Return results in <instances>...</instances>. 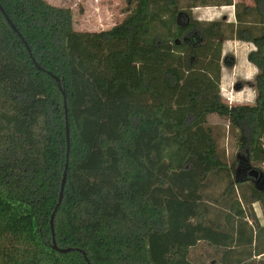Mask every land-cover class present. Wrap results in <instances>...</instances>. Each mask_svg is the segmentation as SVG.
<instances>
[{
    "label": "trees",
    "instance_id": "obj_1",
    "mask_svg": "<svg viewBox=\"0 0 264 264\" xmlns=\"http://www.w3.org/2000/svg\"><path fill=\"white\" fill-rule=\"evenodd\" d=\"M254 1L129 0L122 22L82 31L69 7L0 0L18 30L0 10V264H197L202 242L219 264L264 256V190L235 178L209 125L227 117L246 169H264ZM207 6H235L236 22L195 18ZM228 40L256 47L255 105L222 102Z\"/></svg>",
    "mask_w": 264,
    "mask_h": 264
},
{
    "label": "rangeland",
    "instance_id": "obj_2",
    "mask_svg": "<svg viewBox=\"0 0 264 264\" xmlns=\"http://www.w3.org/2000/svg\"><path fill=\"white\" fill-rule=\"evenodd\" d=\"M50 4L64 6L72 9L76 30L99 31L109 29L120 23L125 18L129 0H47ZM244 2L254 6V0H234V3ZM195 18L203 21H222L235 23V6H207L194 9ZM232 21V22H230ZM252 43L230 40L224 43L223 56L229 60L235 59L236 64L228 67L223 64L222 102L230 107L238 105H255L257 99L258 69L248 60V54L255 50ZM209 125L212 127L218 141L219 151L224 155V160L235 173L236 179L244 180L248 177L255 180L264 190V169L260 170V177L250 176L247 155L240 146V132H234L229 127L227 117L218 114L209 116ZM247 164V166H246ZM223 186V185H220ZM211 187L212 194H219L220 189ZM223 188V187H222ZM254 209L259 221L264 225V213L260 203H254ZM191 256L197 264H219L218 256L214 249L206 243L195 247ZM264 261V256L256 257L255 264Z\"/></svg>",
    "mask_w": 264,
    "mask_h": 264
},
{
    "label": "water",
    "instance_id": "obj_3",
    "mask_svg": "<svg viewBox=\"0 0 264 264\" xmlns=\"http://www.w3.org/2000/svg\"><path fill=\"white\" fill-rule=\"evenodd\" d=\"M0 10L3 12V14L5 15V17H6V19L8 20V22L10 23V25L13 27V29L15 30V31H17L18 32V30H17V28L13 25V23H12V21L10 20V18H9V16H8V14L5 12V9L3 8V6L0 4ZM21 37H22V35L21 34H19ZM28 49H29V51H30V48L28 47ZM31 53V52H30ZM32 55V54H31ZM33 61H35V59L33 58ZM65 100H66V96H65ZM65 108H66V113H67V102L65 101ZM67 119H68V117H67ZM67 137H68V142H69V140H70V130H69V125L67 124ZM67 166H68V164H66V170H65V173H64V178H63V181H62V187H61V194H60V202H61V200H62V198H63V194H64V188H65V184H66V178H67ZM260 172L258 171V170H256V169H252V170H250V176H252V177H254V178H259L260 177ZM59 205H60V203L58 204V206H57V208L59 207ZM57 210V209H56ZM56 210H55V212H56ZM54 215H55V213L53 214V219H54ZM53 219H52V229H53ZM54 242H55V240H54ZM55 248H57L56 247V245H55ZM70 250H72L71 248H67V249H59V251H61V252H67V251H70ZM85 257H86V255H85ZM87 258V257H86Z\"/></svg>",
    "mask_w": 264,
    "mask_h": 264
},
{
    "label": "crops",
    "instance_id": "obj_4",
    "mask_svg": "<svg viewBox=\"0 0 264 264\" xmlns=\"http://www.w3.org/2000/svg\"><path fill=\"white\" fill-rule=\"evenodd\" d=\"M230 22H232V21H230ZM234 22H236V18H235V21ZM228 41H230V40H228ZM238 41V40H237ZM222 80H223V77H222Z\"/></svg>",
    "mask_w": 264,
    "mask_h": 264
}]
</instances>
